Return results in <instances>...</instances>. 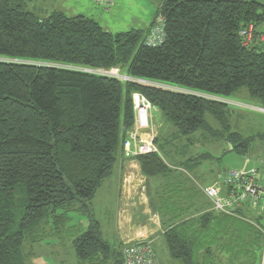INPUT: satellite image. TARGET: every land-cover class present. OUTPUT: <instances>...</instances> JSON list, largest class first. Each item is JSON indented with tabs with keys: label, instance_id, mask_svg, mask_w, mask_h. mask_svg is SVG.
<instances>
[{
	"label": "trees",
	"instance_id": "trees-1",
	"mask_svg": "<svg viewBox=\"0 0 264 264\" xmlns=\"http://www.w3.org/2000/svg\"><path fill=\"white\" fill-rule=\"evenodd\" d=\"M22 5L0 0V264H25V244L45 240L47 229L57 233L67 221L62 214L76 206L90 210L120 154L124 159L134 94L173 128L172 137L153 139L156 152L124 159L136 161L151 182L149 206L162 219L169 259L218 264L222 254L228 264H258L252 251L262 250L264 217L246 207L236 216L215 211L203 192L212 185L192 181L211 155L188 150L207 135L249 161L253 140L233 131L232 110L202 96L228 99L245 89L264 104V45L244 48L238 37L249 25L264 33V3L163 0L154 21H164V39L155 47L144 43L149 29L113 35L83 16L39 19ZM112 69L182 92L87 72ZM225 172L213 186L228 196L220 184ZM72 249L78 264H122L121 250L101 238L94 220Z\"/></svg>",
	"mask_w": 264,
	"mask_h": 264
},
{
	"label": "rangeland",
	"instance_id": "rangeland-1",
	"mask_svg": "<svg viewBox=\"0 0 264 264\" xmlns=\"http://www.w3.org/2000/svg\"><path fill=\"white\" fill-rule=\"evenodd\" d=\"M20 1L23 3L22 8L25 11L33 13L39 19L47 18L55 12L67 17L83 16L92 19L103 30L115 35L131 30H139L145 33L149 25L154 21L156 12L163 0H109L111 1V6L109 7H103L101 3H96L95 0ZM87 72L101 74L100 70H87ZM133 81L182 92L177 88L159 83L135 79ZM202 97L224 103L232 110L230 124L233 131L244 138H251L253 140L249 149V162L247 167L251 168L256 166L264 149V141L258 139V136L264 135V114L253 110L252 107L264 108V104L249 100L245 89H241L237 94L228 99L206 95ZM152 110L149 109L148 117L149 120L150 115L153 118L152 126L150 127L153 131L154 138L172 137L173 128L163 124V119L160 114ZM206 122L211 128H218L217 124L209 116H206ZM199 135L200 132L195 136L199 137ZM141 138L147 139L148 137L142 134ZM206 138L203 142L199 140L198 143L192 145L191 149L188 150V154L190 155L197 153H209L211 155V158L203 163L201 169L193 173L198 183L204 187L213 186L219 173L229 170L240 171L245 167L244 156L229 152V146L221 140L209 139L207 135ZM173 145L175 147L176 142ZM173 148L168 149L173 151ZM108 180L110 179H106L103 186L95 193V196L90 201V210L88 209V212L84 211L82 207L76 206L72 212L62 214L65 215L67 221L64 225H61L57 233L51 235V232L47 229L49 236L45 240L33 246L24 245L22 252H28L30 254L28 258L24 256L25 264H78L72 249V241L88 230L91 220L98 223L101 238L114 248L116 214L120 201L117 196L116 187L114 188L113 184ZM206 203L207 201L205 200L204 204ZM253 214L255 217L259 215L256 212ZM252 226L260 232L258 224H252ZM146 240L154 245L152 248H154L153 250L155 251L159 264H167L168 254L164 248L162 239H159L155 243L147 238ZM252 252L258 256V264H261L262 250L259 251L257 247ZM214 254L218 256L217 252ZM221 255L216 260L219 261L218 264H228L224 260V256ZM172 264L177 263L172 262Z\"/></svg>",
	"mask_w": 264,
	"mask_h": 264
},
{
	"label": "built area",
	"instance_id": "built-area-1",
	"mask_svg": "<svg viewBox=\"0 0 264 264\" xmlns=\"http://www.w3.org/2000/svg\"><path fill=\"white\" fill-rule=\"evenodd\" d=\"M256 1L264 3V0ZM95 2L101 3L103 7L111 6V1L109 0H95ZM163 25L164 21L161 18H157L153 22L144 40L146 46L155 47L163 42ZM238 37L244 48L249 49L264 45V33H255L252 25L240 29ZM99 75L111 76L120 80H132L119 75L116 69L101 71ZM132 99L135 123L132 132L129 133L122 145V157L124 159H132L156 152L153 136L149 137L147 134L148 138L142 139L141 135H139L140 130L143 131L150 128L148 111L151 109V106L140 95L134 94ZM252 109L264 114V108L252 107ZM244 164L245 167L242 170H229L222 176L220 184L230 189L228 196L220 194L219 189L214 186L204 188V195L211 201L215 211L236 216L234 212L237 208L245 209L246 207L250 211L264 217V168L261 167L264 165V155L262 160L259 161L260 165L248 168V160H245ZM121 258L122 264H159L152 244L148 240L126 244L121 250ZM261 264H264V242L261 253Z\"/></svg>",
	"mask_w": 264,
	"mask_h": 264
},
{
	"label": "crops",
	"instance_id": "crops-1",
	"mask_svg": "<svg viewBox=\"0 0 264 264\" xmlns=\"http://www.w3.org/2000/svg\"><path fill=\"white\" fill-rule=\"evenodd\" d=\"M149 27L147 28V30L149 29ZM152 111L156 112L155 110ZM152 119V115H150V126H152ZM152 132L153 131L150 127L147 130H140L139 135L148 134L150 137L153 134ZM152 136L154 139V134ZM181 172L186 174V172L182 170ZM193 178L194 177H192V179ZM108 179H110L108 181L113 184L114 188L116 187L117 196L120 201V205L117 208L116 214V235L114 248H118L120 251L126 244L146 240V238L152 240V242L154 243L159 239H162L163 241L162 237L164 233V227L162 225V219L158 216L157 213L152 212L149 206L150 198L148 197V192L153 193V191L146 188V183L148 182V184L150 185L151 182L147 181L140 174L138 163L134 160H122L120 154L115 170L112 176ZM192 181L198 187L203 186L198 183L196 178H194ZM153 187H151V189ZM139 219H142L143 221ZM153 246L154 245L152 244V247ZM167 264H172L169 257L167 260Z\"/></svg>",
	"mask_w": 264,
	"mask_h": 264
}]
</instances>
